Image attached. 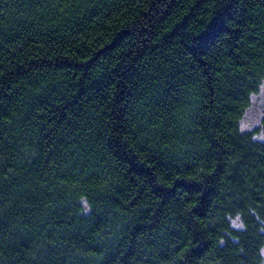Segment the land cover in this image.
<instances>
[{
  "label": "trees",
  "instance_id": "16d2710c",
  "mask_svg": "<svg viewBox=\"0 0 264 264\" xmlns=\"http://www.w3.org/2000/svg\"><path fill=\"white\" fill-rule=\"evenodd\" d=\"M263 83L264 0H0V264H264Z\"/></svg>",
  "mask_w": 264,
  "mask_h": 264
},
{
  "label": "rangeland",
  "instance_id": "374dc122",
  "mask_svg": "<svg viewBox=\"0 0 264 264\" xmlns=\"http://www.w3.org/2000/svg\"><path fill=\"white\" fill-rule=\"evenodd\" d=\"M264 83L261 87V90L258 94L253 95L251 98V105L246 110L243 119L241 121V127L244 130H255L259 127L260 120L263 117L264 114ZM234 227H241L240 223L238 221H233ZM263 255V261H264V249L262 252Z\"/></svg>",
  "mask_w": 264,
  "mask_h": 264
}]
</instances>
